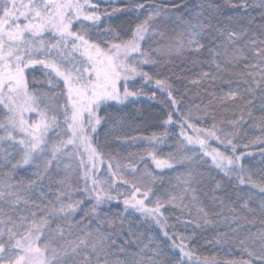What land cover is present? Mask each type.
Listing matches in <instances>:
<instances>
[{"label":"snow or ice","instance_id":"1","mask_svg":"<svg viewBox=\"0 0 264 264\" xmlns=\"http://www.w3.org/2000/svg\"><path fill=\"white\" fill-rule=\"evenodd\" d=\"M0 264H264V0H0Z\"/></svg>","mask_w":264,"mask_h":264},{"label":"trees","instance_id":"2","mask_svg":"<svg viewBox=\"0 0 264 264\" xmlns=\"http://www.w3.org/2000/svg\"><path fill=\"white\" fill-rule=\"evenodd\" d=\"M129 19H131V17L127 15H121L119 19L114 20V23L119 25V24L125 23ZM175 64L177 65L176 71L179 72L181 66H183L182 60L177 59L175 61ZM149 69H150V66H145L146 71ZM201 70L212 71L213 69L209 68L208 65H204L202 69L200 67L193 69V73L201 71ZM33 75L37 79H42V73L39 70H37L35 73L30 74L29 76L30 81ZM31 87L32 89H39L41 85L32 83ZM44 87L46 88L47 85H45ZM152 88H153L152 85L148 86V89H152ZM148 89H146V91H148ZM196 93H197V89L192 88L189 99L194 100V102L197 104L201 103L202 99L204 103H207L205 93L201 92L199 97H197ZM158 96H159V93H158ZM165 111H166V108L162 103H159L157 101H151V100H148L146 96H141L134 104L128 105L127 109L124 112V115L126 116L130 115L134 119V122L131 124V127L126 128L125 132L129 135L149 136L154 131H157V132L161 131L158 125L161 123L162 119L164 118ZM32 116H35V114L33 113ZM172 127H175V132H170V135H172L173 139L169 140L168 143L165 145L157 146L158 148L162 149V151L160 152V156L162 158H166L169 152L174 151L173 146L175 145V136L178 134L179 128L178 126H172ZM112 139L114 138H110V142ZM100 140H101V144L103 145L105 143L103 135L101 136ZM209 143L212 147L217 146L214 140L210 141ZM146 147L147 145L144 142H138L136 145H133L132 147H129L127 149L120 147L116 143L111 144L112 150L115 152H118L121 157H126L129 152L143 154ZM107 150L108 149L106 148L105 151ZM249 151L253 152V154L256 156V159L259 160L258 146L253 145L252 147H250ZM124 162L127 163L126 160ZM149 163H151V161H149ZM178 174H179L178 171L168 172L165 175V180L167 181L169 177L174 178ZM104 175H107L106 167L104 169ZM18 178H21V177H18ZM121 190L123 191V187L121 188ZM166 215L170 217L168 220L169 225H176L174 231L177 234L183 233L184 235H189L191 233L192 227L189 226L187 229H185L183 226V223L181 222L187 219V216H183L181 217V221H177L176 217L179 215V212L176 210H172V209H169ZM156 231L159 232V228H157ZM198 232H199V235L197 237V242L195 245H193L197 254L203 256V255H211L215 252H218V248L216 246L209 245L206 243L208 239L213 238V233L211 231L204 232L200 230H198ZM221 255L224 258H229V255L238 257L239 253L236 252L235 249H233V252L231 254H228L225 251V253H221Z\"/></svg>","mask_w":264,"mask_h":264},{"label":"rangeland","instance_id":"3","mask_svg":"<svg viewBox=\"0 0 264 264\" xmlns=\"http://www.w3.org/2000/svg\"><path fill=\"white\" fill-rule=\"evenodd\" d=\"M32 115V114H31Z\"/></svg>","mask_w":264,"mask_h":264}]
</instances>
